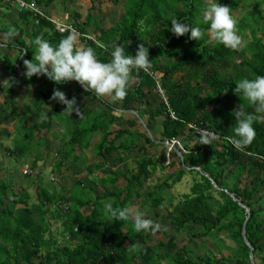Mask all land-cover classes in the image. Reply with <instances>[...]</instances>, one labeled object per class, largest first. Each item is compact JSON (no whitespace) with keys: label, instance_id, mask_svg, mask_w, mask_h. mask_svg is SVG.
<instances>
[{"label":"trees","instance_id":"1","mask_svg":"<svg viewBox=\"0 0 264 264\" xmlns=\"http://www.w3.org/2000/svg\"><path fill=\"white\" fill-rule=\"evenodd\" d=\"M53 1L55 0L36 2L41 5ZM208 3L203 0H127L119 25L101 30L99 41L94 37L97 44L83 37L82 40H85V47L94 48L101 62H109L116 45L124 47L126 54L134 56L137 45L141 44L145 37L149 38L153 46L148 47L152 70L160 75L159 82L164 89L167 103L160 99L157 111L144 110L145 112L141 113L138 110V113L145 117L148 128L159 118L161 132L156 140H177L185 152L183 161H179L178 171L154 185L152 192H147L148 209L163 207L164 189L179 183L184 175L191 176L189 192L181 196L173 206L172 213L167 217L161 216V219L169 220L176 232L186 231L191 239L204 237L213 240L218 247L219 257L216 258L209 252L208 255L193 258L192 253L184 247L170 256L167 250L177 247L174 236H169L165 242L160 241L150 246L146 234L143 231L135 232L131 221L106 219L103 213L105 203H111L114 208L128 207L134 198L141 196L140 189L157 166H163L164 157L159 161L145 156L136 160L135 172L111 168L106 170L108 178H102L106 186L105 191L101 195H95L93 199L90 197L93 194L92 185L82 186L78 181L74 190L64 197L55 191L49 193L43 186L36 196V201L29 204L26 190L22 187L20 193L10 194V179L4 177L0 181V264H250L249 248L244 244L241 235L245 219L244 210L221 189L233 193L249 209L246 239L253 248L254 264H264V121L254 122L256 137L243 152L237 151L224 139L234 135L237 125L232 112L237 106H241L246 113L254 111L241 94H235L234 88L242 78L254 79L257 75L264 76V43L261 39V34L264 33V0H217V3L229 6L231 10L252 7L249 15L238 20L237 24L240 32H244L247 27L251 37V42L246 48L248 57H241L240 64H236L238 51L225 48L214 40L209 42V25L203 22L202 15ZM19 19L25 27L22 35L30 43L16 38L14 43H6V46L0 47V63L8 75L7 79L14 77L16 81L10 88L7 82L5 83V103H14L19 89L22 86L28 87L36 78L33 76L28 79L19 73L26 71L23 60L33 59L37 48L34 44L35 38L42 36L56 46L70 34L55 31L54 25L46 18L30 11H21ZM171 19H177L178 22L191 27H201L205 32L204 37L199 41L190 39V33L176 37L170 31ZM30 24L34 27L32 32L28 30ZM72 26H75L80 34H86L85 27L76 24ZM10 28L19 30L16 26ZM173 51L177 57L176 61L169 64V59L163 65L157 63V57L162 54L169 56ZM230 68L232 72L229 75L226 71ZM178 73L182 74L181 79L175 81L173 76ZM133 76L137 77L135 70ZM134 81L126 98L121 101V110H128L129 103L133 100L141 103L144 97L152 95L153 89L155 90V80L142 71ZM68 83H55L38 93L33 117L36 121L41 120L44 115L42 107L51 103V108L45 113L47 119L30 122L25 129V136L16 138L8 151L9 155L15 157V161L30 158L31 154L37 155L29 165H23L28 166L29 172L27 175L20 172L23 178L38 185L42 184L37 163L42 161L44 156L37 149L32 153L34 150H30L25 141L34 140L33 132L36 129L43 132L50 130L54 117L58 125H64L65 121L68 127L65 139L71 146L82 148L87 145L91 136L99 133L100 138L92 151L104 159V162L116 152L112 159L126 162L139 139L150 146L163 145L155 144L146 132L132 131L131 128L135 127L133 120L127 121L129 128H118L112 132L110 129L115 122L124 119L120 115L121 118L111 115V104H108L109 107L105 105L97 114L88 112V121L83 123H88L87 126H83L81 121L75 123L62 113L64 105L50 100L54 88L65 94L70 92L65 89ZM75 94L74 91L73 96ZM84 94L88 95L86 91ZM71 98L72 96L68 97ZM221 98L225 102H222L219 109H208L215 100ZM146 104L149 105L148 102ZM27 114L26 110L23 111L20 123H28ZM190 123H196L203 129L217 133L221 139L214 141L213 145L199 144L194 131L187 127ZM5 133L0 130V135ZM111 136L113 137L110 138ZM155 137L154 135V139ZM190 138L193 139L192 146L189 144ZM36 140L37 147L45 143L44 137L40 135H37ZM138 150L143 152L145 149ZM68 158L72 161L67 164L65 161ZM78 160L72 150L63 152L56 158L52 170L59 171L64 165H72ZM103 167L104 164H95L88 167L89 173ZM194 168H200L202 172L207 173L220 190H215L210 181ZM119 178L124 182L121 189L115 187ZM243 178L247 180L241 189L239 184ZM107 186L114 187L113 191H109ZM123 193L125 195L121 198ZM6 198L9 200L4 203ZM154 209L153 216H159ZM47 217L60 221L59 238L64 244H59L56 234L50 232ZM220 236L232 241L235 247L226 245L225 238ZM135 243L142 245L143 251L129 253V246ZM223 250L230 252V255L225 257Z\"/></svg>","mask_w":264,"mask_h":264},{"label":"rangeland","instance_id":"2","mask_svg":"<svg viewBox=\"0 0 264 264\" xmlns=\"http://www.w3.org/2000/svg\"><path fill=\"white\" fill-rule=\"evenodd\" d=\"M3 3L7 2V0H2ZM94 2H98V4L101 7V16L100 17V25L101 26H108L112 24L119 25L120 19L123 17V8L124 4L126 3L127 0H93ZM204 2L208 3L210 0H203ZM240 2V0H237ZM109 4H114V7H110V9L106 12L104 9L103 3ZM2 3V2H1ZM55 4L57 5L55 0ZM68 7L73 8L76 11V14H78L81 18L85 11L88 10L89 2L88 1H79V0H70L67 1ZM102 4V5H101ZM70 5V6H69ZM107 5V6H108ZM39 6V5H38ZM41 8V6H39ZM251 6H246L243 8H238L231 10L232 15L235 17V19L238 21L242 18H244L245 15H249ZM42 9V8H41ZM205 10L202 12V15L204 14ZM12 12L11 14H13ZM122 16V17H121ZM114 18L113 20L108 21V18ZM260 26V24H259ZM140 27V26H139ZM238 34L243 37V40L245 42V45L238 51L239 55L236 58V64H240L241 62V57H245L247 55L246 48L251 42V37H250V32L247 29V27L244 28V32L238 31ZM92 35V34H91ZM90 35V36H91ZM99 36V35H98ZM96 35V39L99 41V37ZM264 33L261 34V39L262 42L264 43L263 39ZM92 37V36H91ZM212 39L210 38L209 42ZM95 42V40H93ZM97 44V42H95ZM141 44H144L145 47H153L150 42L149 38L145 37L144 40L141 41ZM182 45L181 43H179ZM2 53V52H1ZM158 61L157 63L159 65H163L168 60L169 64L173 61L177 60V57L175 56V52H171L168 55L162 54L161 56L157 57ZM229 75L232 72V69H227L226 71ZM159 78L160 75L158 74ZM182 74L178 73V77L174 76V80H180ZM7 73L2 67V63H0V130H4L6 132L5 134L0 135V181L4 179V177L10 179L11 186L9 188V193L13 194L15 193H20L22 190L25 189L26 193L28 194L29 197V204H32L36 201V196L39 194L42 190V187L45 186L47 188V191L49 193H52L55 191L57 194L62 195L63 197L70 194L76 185V182H80L82 186H89L90 184L93 187V194L90 195L91 199L95 197V195H101L102 192L105 191V185L103 180L105 178H108L106 175V170L110 169L111 170H119V171H131L135 172L136 170V160L140 159L145 156H151L153 158H156L157 160L160 161L162 157H164V163L163 166L160 167L157 166L155 172L144 182L143 187L140 189L141 196L136 197L132 200L131 204L128 207L132 208H138L139 210L143 211L146 213V217L148 219H152L154 222H159L162 225V229L159 232L152 233V232H144L146 234V240L150 246L156 245L160 241H167L169 236H174L175 243L177 245L176 249H170L167 250L168 255H173L174 252H176L179 248L184 247L185 249L189 250L194 257H201L202 255H208L209 252L215 255L216 258L219 257V252H218V247L216 244L213 242V240L209 238H200V239H191V237L187 234L186 231H179L176 232L175 229L171 226L169 220H162L161 216H166L173 211L172 208L177 202L180 200L181 196L184 194H187L189 192V188L191 186V176L189 175H184L183 178L179 183H176L172 185L170 188L164 189L162 192V197L164 199V206L159 207V208H153L155 212H158L159 216H153V209H148V201L146 200V194L147 192H152L154 185L163 182L168 176H171L173 172L178 171L179 169V161L181 159L178 157L177 153L173 148L170 146L164 144V145H158V146H150L147 143L145 144L144 141H140L141 144L143 143L144 151L141 152L138 150L137 146L134 147V150L129 154V159L122 163L119 161H115L112 158L114 155L117 153H113L111 156L107 157L105 162L103 161L100 156L96 155L90 148L82 149L79 150V147L77 146H71L66 143V137L67 133H65L68 130L67 125H58L56 123V117L52 119L53 124L50 130L43 132L42 130H34L33 132V137L34 140L32 141H25L27 146L29 147L30 150H34L32 153H35V150L41 152L44 156V159L42 161H39L37 163V168H40V176H41V182L42 184H37L35 182H30L29 179H25L21 176V170L23 165L26 163L29 165L32 160L37 156L32 155L30 158H21L18 159V161H15V157L11 156L8 154V151L12 148L13 142L16 138H20L25 136L26 131L25 129L30 125L29 123L35 120V118L32 116L34 114V105L37 102V90H40V92H43V90L47 89L46 84H55L54 81L48 80L46 77L42 76L44 79H46V83L40 84L37 88H33V90L30 91L28 99H30V103L24 100V93L22 89L17 93L18 96L15 99L14 103H5V98H4V85L6 83L5 80H7ZM35 82L40 83L41 80L38 78L35 80ZM135 81L133 80L130 84V88L134 85ZM129 88V89H130ZM67 90V89H66ZM67 92V91H66ZM70 92H67L66 97L68 98L69 96L73 97V94H70ZM35 96L32 101L31 97ZM81 97L83 95L81 94ZM85 101L89 100V97H84ZM161 97L159 94L156 92V90L153 89V95L151 96H146L143 98V101L137 102V101H132L130 106L133 108L131 109H136L142 113L145 112L144 110H150L152 112H155L159 108V102H160ZM148 102L149 105L146 104ZM96 101L91 102V106L95 104ZM102 102L111 104L113 107L120 108V103L118 102H113L112 100H103ZM222 102H225L223 98L215 100V103H212L211 106L208 107L209 110L212 109V107H215V109H219L222 105ZM29 103V104H28ZM101 107H97L94 109L95 114L99 112V110L104 108V104L100 103ZM229 104V103H226ZM214 105V106H213ZM129 106V108H130ZM150 106V108H148ZM224 106V105H223ZM51 108L50 105H47V108L44 109V113L47 112ZM148 108V109H147ZM27 111L28 114L26 115V119L28 120V123H20V119L23 117V111ZM87 115V114H86ZM118 115L122 116L121 113ZM126 115V118L128 120H131L132 117H134L131 113H124L123 116ZM64 118V116H63ZM91 119V117H89ZM135 120V119H134ZM85 121H88L87 116H85V119L81 120L82 125ZM35 122V121H34ZM39 122V121H36ZM159 122L160 119L156 118L149 128L153 129L155 132H159ZM117 128H129L128 124L121 120V122H115V125L111 127L110 130H116ZM136 131L140 132L139 130L142 129V127L137 124V128H134ZM134 129H131L134 131ZM145 132V131H144ZM143 132V133H144ZM37 135H40V137H44L45 143L41 144L40 147H37L36 143L38 142L36 140ZM99 134L95 135L93 138L90 137L89 141H91V144L95 143L98 141ZM113 137V136H112ZM110 137V138H112ZM92 138V140H91ZM189 144L190 146L193 145V139H189ZM24 141H21L23 143ZM24 142V143H25ZM90 145V144H88ZM176 147H181V145H175ZM72 147V149H71ZM72 150L74 152V155L79 158L78 162L74 161L72 165H67L68 163H71L72 159L68 158L66 159L64 165L61 170L54 172L52 168L54 167L55 160L59 155L63 152H69ZM120 153V152H118ZM19 162V163H17ZM171 163H174L172 166ZM100 164L103 165L104 167L99 170H95L92 173H89V168L88 167H93L94 165ZM114 166V167H112ZM22 177V178H21ZM104 178V179H102ZM246 178H243L240 181L239 187L242 189L243 184L246 183ZM46 184V185H45ZM124 185L123 179L119 178L117 180V183L115 184V187L121 189ZM23 187V188H22ZM112 186H107V189L109 191H113ZM216 190V189H215ZM125 193L122 194L121 198H123ZM9 198H6L4 203L8 202ZM112 200V199H111ZM51 208V206H50ZM47 222L49 225L50 232L52 231L53 234H56V237L58 238L59 244H64L63 240L59 238V233L61 231V223L57 219H51L50 217H47ZM223 239L225 238L224 236H220ZM224 242L226 245H228L231 248H234L235 245L232 241L229 239H224ZM166 250V249H165ZM221 250V249H219ZM223 255L225 257H228L230 255V252L223 250L222 251ZM164 262L163 264H165ZM228 264V263H226Z\"/></svg>","mask_w":264,"mask_h":264},{"label":"clouds","instance_id":"3","mask_svg":"<svg viewBox=\"0 0 264 264\" xmlns=\"http://www.w3.org/2000/svg\"><path fill=\"white\" fill-rule=\"evenodd\" d=\"M203 22L209 25L207 32L210 38L225 48L239 51L245 45L243 37L238 34V21L232 15L229 6L217 3V0H210L203 14ZM170 31L176 37L190 33L189 38L196 41L205 35L201 27H191L178 22L177 19H171ZM16 34V29L10 28L4 34L3 40L6 42ZM34 44L37 46L33 56L35 62L33 59L23 60L26 78L44 76L58 85L75 81L85 91L93 92L101 100L123 101L131 82L138 74L141 71L148 73L153 68L149 59V49L144 44L137 45L134 56L126 54L124 47L116 45L109 62H101L94 48L81 45L74 30L56 46L42 36H37ZM134 70L137 77L133 76ZM5 81L8 88L16 83L14 77H9ZM234 92L241 94L254 109L252 113H246L241 106H237L232 112L237 125L234 135L224 137L237 151L243 152L256 137L254 122L264 121V76L257 75L254 79L242 78L235 84ZM50 100L64 105L62 113L66 116L70 117L75 113L81 120L85 119L75 96L68 99L65 92L54 88ZM42 119L46 120L47 115L44 114ZM197 132L199 144L213 145V142L220 138L217 133L206 129L198 128ZM103 213L107 220L131 221L135 232L156 233L162 229L159 222L145 218L146 213L138 208H114L111 203H105ZM128 251L142 252L143 246L135 243L129 246Z\"/></svg>","mask_w":264,"mask_h":264},{"label":"crops","instance_id":"4","mask_svg":"<svg viewBox=\"0 0 264 264\" xmlns=\"http://www.w3.org/2000/svg\"><path fill=\"white\" fill-rule=\"evenodd\" d=\"M27 1H38V0H27ZM67 1H70V0H56V3H58L57 5L55 4V1H53L52 3H47V4H41V5H39V6H41V8H42V11H43V13H44V15L47 17V18H50L52 21H54V22H57V23H59V24H69V25H81V26H83V27H85V32H86V34H88V35H91L93 38L95 37L96 38V35L98 36V35H100V31L101 30H108V29H111V28H113V27H116L117 26V24H114L113 26H112V24H110V25H108V26H106V27H104V26H101L100 25V22H101V20H100V17L99 16H101L102 14V12H101V7H100V5L98 4V2H94L93 0H84V1H88L89 2V6H88V10L87 11H85V13L83 14V16L81 17V18H79L80 16L78 15V14H76V11L73 9V8H70V7H68V5L67 4H64V3H67ZM79 1H82V0H79ZM103 1V0H102ZM2 2V3H1ZM36 4H37V2H36ZM38 5V4H37ZM102 5V4H101ZM103 5H104V9H105V11L107 12L109 9H110V7L112 6V7H114V4H109L108 5V2L107 3H103ZM108 5V6H107ZM123 10H124V8H123ZM12 12H14L13 14H11ZM21 11H18V9H17V7L13 4V3H11V2H9V1H7V2H4L3 3V1L2 0H0V47H2V46H6L7 44L6 43H14L15 42V39L16 38H21V39H23L27 44H29L30 42H29V40L25 37V36H23L22 34H23V31L25 30V27L23 26V24H22V22L20 21V19H19V13H20ZM123 16H124V12H123ZM122 17V16H121ZM123 18V17H122ZM121 18V19H122ZM121 19H120V21H121ZM110 20H113L114 21V18H108V21L110 22ZM13 26H16L17 28H19V30H17L16 31V35L15 36H13V37H11V38H9L6 42L3 40V37H4V32H6L7 31V29H9L10 27H13ZM34 29V27H33V25H29V28H28V30H31V31H29V32H32V30ZM77 36V38H78V41H79V43L81 44V45H83V46H85V40L83 39L82 40V37H80V36H78V35H76ZM94 38V39H95ZM112 44V43H111ZM0 54H1V51H0ZM175 77H178V74H175L174 75ZM174 76H173V79H174ZM39 79V80H41V82L40 83H36L35 82V80L36 79ZM43 83H46V80H44V78L42 77V76H40V77H36L34 80H33V82L28 86V87H25V86H22L20 89H22L23 91H25V93H24V100L25 101H27V102H29L30 103V99H28V97H29V93H30V91L31 90H33V88L35 89V88H37L40 84H43ZM47 85V89L48 88H50L53 84H46ZM20 89H19V91H20ZM47 89H45V90H47ZM65 89H67V91H68V89L69 90H72V93L71 94H73V92L75 91V97H76V100H77V103H78V105L80 106V108H81V111H82V113H83V115H84V117L86 116V114L88 113V112H94V109L95 108H97V107H101V105L99 104V102L100 103H103L104 104V108H105V105H107V107H109L108 106V103H104V102H102L103 100H101V99H98L96 96H95V94L93 93V92H91V91H86L87 92V94L88 95H85L84 94V92H85V89L78 83V82H75V81H73V82H69L68 83V85L65 87ZM18 91V92H19ZM34 91V90H33ZM44 91V90H43ZM36 92L37 93H39L40 92V90H37L36 89ZM32 93V92H31ZM30 93V94H31ZM81 94L83 95V97H81ZM38 95V94H37ZM153 95V94H152ZM151 95V96H152ZM35 96H32L31 97V101L33 100V99H35L34 98ZM84 97L86 98V97H89V100H86L85 101V99H84ZM16 99V98H15ZM38 101V100H37ZM92 101H96L95 102V104H93L92 106H91V102ZM119 103H120V108H116V107H113L112 105L109 107V109H110V113H111V115L113 116V117H116V118H121V117H119V113H121L122 114V118L124 119L123 121H125L126 123H127V121H129L127 118H126V115L125 116H123V114L124 113H126V111L127 110H121V109H123L122 108V106H121V101H118ZM117 102V103H118ZM28 103V104H29ZM132 102H130L129 103V106H130V104H131ZM36 104V103H35ZM50 106H52L51 105V103L49 104ZM110 105V104H109ZM42 108H44V109H46L47 108V105H46V107L45 106H43ZM131 108H133L132 106H130V108L128 109V110H134V111H136L137 113H138V108H136V109H131ZM44 109H43V113H44ZM50 109V108H49ZM45 114V113H44ZM110 115V116H111ZM138 115H139V113H138ZM33 116V115H32ZM140 116V115H139ZM141 117V116H140ZM69 118H71L72 120H74V122L75 123H78V122H80L81 121V119L79 118V117H77L76 116V114L75 113H72L71 114V116L69 117ZM142 119H143V121L145 122V117L143 118V117H141ZM135 119V120H134ZM131 120H133L134 122H135V127H133V128H131V129H134V128H137V124H139L140 126H141V124L138 122V120L135 118V117H132L131 118ZM36 122V118H35V120H33L32 122ZM39 121H42V119L41 120H39ZM118 122H121V120H119ZM145 124H146V122H145ZM115 125V124H114ZM113 125V126H114ZM147 126V125H146ZM142 127V126H141ZM148 127V126H147ZM118 129V128H117ZM116 129V130H117ZM123 129H127V128H123ZM148 130H149V128H148ZM112 131V130H111ZM113 131H115V130H113ZM112 131V132H113ZM134 131H136L135 129H134ZM140 131V133H143L145 130L143 129V127H142V129L141 130H139ZM146 132V131H145ZM149 132H150V134H151V136L154 138V135L156 136L155 137V139L154 140H156V138L158 139L159 137H160V132H161V130L158 132H155L153 129L150 131L149 130ZM97 134H99V133H97ZM97 134H94L93 136H91L92 138L95 136V135H97ZM146 134H147V136L149 137V135H148V133L146 132ZM100 136V135H99ZM112 137V136H111ZM92 138H91V140H92ZM100 138V137H99ZM98 138V139H99ZM150 138V137H149ZM140 141H143L142 139H139V141H138V146H137V148H141V149H143L145 146H143V143L141 144V142ZM156 141H160V140H156ZM97 142V141H96ZM95 142V143H96ZM154 142V141H153ZM165 142H167V141H165ZM171 142V141H170ZM95 143H93V144H91V141H89L88 143H86L87 145H83V147L82 148H79V150H82V149H86V148H90L91 150H93L92 148H93V146L95 145ZM88 144H90V145H88ZM156 144V143H155ZM164 145V144H163ZM172 148V147H171ZM179 148V147H178ZM181 151H182V158H183V153L185 152L184 151V149H182V146H181V148H179ZM142 152V151H141Z\"/></svg>","mask_w":264,"mask_h":264},{"label":"built area","instance_id":"5","mask_svg":"<svg viewBox=\"0 0 264 264\" xmlns=\"http://www.w3.org/2000/svg\"><path fill=\"white\" fill-rule=\"evenodd\" d=\"M11 3H13L18 11H30L32 13H34V15H39V16H42L44 18H46L48 21H50L53 25H54V29L55 31L59 32V33H65V32H72L73 30L75 31V34L80 36V37H83L84 39H87V40H95L93 37H91L90 35L88 34H80L78 32V30L75 28V26H72V25H69V24H59L57 22H54L52 21L50 18H47L42 9L36 4L35 1H27V0H7ZM143 72V71H142ZM145 75H148L149 77H151L153 80H155V90L156 92L159 94V96L161 97V99L167 103V99L165 97V92H164V89L162 88L159 80H158V77L156 76V74L154 73V71L151 69L150 72L148 73H145L143 72ZM187 127L191 130L194 131L195 135L197 136V140L199 142V133L197 132V129L198 128H201L199 126H197L196 123H190V124H187ZM203 129V128H201ZM211 132V131H210ZM174 145H179V142L177 140H173L171 141ZM181 148V147H179ZM24 169H28L27 166H25L23 168Z\"/></svg>","mask_w":264,"mask_h":264},{"label":"water","instance_id":"6","mask_svg":"<svg viewBox=\"0 0 264 264\" xmlns=\"http://www.w3.org/2000/svg\"><path fill=\"white\" fill-rule=\"evenodd\" d=\"M20 74H24L25 71H19ZM126 112L128 113H131L137 120L138 122L141 124V126L143 127V129L148 133L150 139L152 141H154L156 144H166L170 147H172L175 152L177 153L178 157L181 159V161H183V158H182V151L176 147L172 142H165V141H156L154 140V138L151 136L149 130H148V127L146 126L145 122L143 121V119L138 115V113L134 110H127ZM195 170H197L198 172H200L204 177H206L212 187L216 190H220L218 188V186L214 183V181L210 178V176L207 174V173H204L201 171L200 168H194ZM224 193H226L228 195V197H230L233 201H236L237 204L239 205L240 208H242L244 210V213H245V219L243 221V224H242V230H241V235H242V239H243V242L244 244L249 248V253H248V257H249V262L250 264H254V259H253V248L251 247V245L249 244V242L247 241L246 239V223H247V220L249 218V214H250V211L249 209L241 202L240 199H238L237 197H235V195L233 193H230L228 192L227 190L225 189H221Z\"/></svg>","mask_w":264,"mask_h":264},{"label":"bare ground","instance_id":"7","mask_svg":"<svg viewBox=\"0 0 264 264\" xmlns=\"http://www.w3.org/2000/svg\"><path fill=\"white\" fill-rule=\"evenodd\" d=\"M47 20V19H46ZM50 22V21H49ZM155 73V72H154ZM156 74V76L158 77V80H159V76L157 75V73H155ZM219 139H221V138H219ZM218 139V140H219ZM26 166V165H25ZM25 166H23V168L25 167ZM23 168H22V170H21V173L23 174V175H27V174H29V172L27 171V169H24L23 170ZM27 168H28V166H27Z\"/></svg>","mask_w":264,"mask_h":264}]
</instances>
